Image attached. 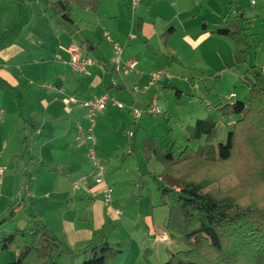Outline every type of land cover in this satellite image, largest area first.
Segmentation results:
<instances>
[{
	"label": "crops",
	"instance_id": "crops-1",
	"mask_svg": "<svg viewBox=\"0 0 264 264\" xmlns=\"http://www.w3.org/2000/svg\"><path fill=\"white\" fill-rule=\"evenodd\" d=\"M57 1L0 0V161L10 153L8 150L11 149L15 135L22 134V149L29 160L22 168L21 184L28 192V197L34 200L33 213L23 200L20 207L15 209V219L0 226V238L15 229H22L29 220L28 215L37 213L60 240L61 264H70L73 259L80 257L77 250H84L91 242L94 245L102 244L101 234L112 223L122 220L120 227L128 231H139L138 223L120 220L119 216L123 212L106 201L107 191L115 186L114 179H111L115 176L106 172V166L103 184L97 186L90 180L89 185L78 191L74 190L72 183L80 176L79 173L88 175L91 172L87 153L92 145L80 146L75 142L76 125L83 121L82 103L108 95L128 107L124 111L126 107L119 109L110 105L100 115L95 131V148L107 167L111 165V160L105 155L108 154L105 142L108 139L114 140L117 133L121 136L133 134V140L126 139V153L130 155H134L139 149L142 151V142L151 137L157 139L164 148L173 145L175 152L181 150L182 145L187 143L186 124L194 125L196 120L192 117L190 121L184 122V116L177 117V99L180 100L183 94L178 96L173 89L184 92V89L175 86L188 82L193 94L188 98L199 103V112L202 114L200 117H211L217 123L220 115L213 109L216 105L235 101L246 103L249 91L241 83L240 73L249 72L253 66L264 70V61L256 49L259 45L252 43L256 35L264 37V5L258 9L263 13L261 19L259 11L250 14L244 10L247 0H137L136 5L132 3L133 6L129 4L132 0H101L100 12L91 14H102L104 21L119 22L124 18L129 25L121 27L124 34L119 33V30H109V33L105 31L99 41L91 37L93 33H88L90 37L78 48L83 57L91 58L90 54L93 52L98 63L91 58L95 64L87 73L81 74L70 68L68 50L77 47L74 41L77 32H72V29H79L86 22L88 14L84 11L76 19L74 8L73 24H68L58 16L55 8ZM235 1H240L238 7L244 10L251 21L247 25V35L252 50L241 71L235 67L234 44L213 34L226 16L235 17L238 14ZM229 2L233 4L230 11L227 7ZM250 3L255 9L258 0L255 4L252 1ZM88 23L92 24V21ZM204 23L207 29L202 27ZM170 29L173 31L164 43L163 37ZM112 43H125L123 61L135 60L137 69L134 72L117 73L113 70ZM102 65L106 71L101 70ZM163 67L170 70V78L150 88L146 94H137V90L147 84L148 75ZM195 69L201 71L202 83L197 82L193 76H187V72ZM196 82L200 85L193 84ZM212 85L228 91L225 95L220 92H215L214 95ZM163 93L174 95L177 99L172 103L168 99L166 107H162L159 97ZM230 95L235 97L231 99ZM66 101L70 102V112L66 110ZM153 103L165 120V130L160 135L153 127L155 124L144 127L141 121L143 118L135 121L131 114L132 108L140 106L146 109ZM234 123L235 119L223 122L222 125L228 132ZM178 135L181 137L176 139ZM225 137L227 138V134ZM121 146L122 144L111 145L114 152L117 151L115 148ZM13 157L16 159L17 155H13L11 160ZM1 166L5 167L6 172V166L0 163ZM19 179L21 178L16 180ZM137 205L139 203L136 201L134 207ZM149 205L154 207L151 202ZM159 206L160 208H149L152 213L146 215V225L150 227L149 248L143 243L145 238L140 236L141 240L134 241L135 248L128 246L127 252L121 250L118 258L123 257L125 252L127 258L133 256L131 252H136V255L142 256L146 261L144 264H164L169 258V252L185 249L179 237H172L166 230V222L156 217L158 211L162 212L167 208L162 201ZM21 211H24L23 214ZM163 218L166 221L167 215ZM159 233L166 235L165 242H156L155 237ZM163 246L167 249L164 253ZM9 253V259L16 257L13 252ZM12 253L14 256L11 257ZM155 257L157 262H151ZM80 261L75 260V264Z\"/></svg>",
	"mask_w": 264,
	"mask_h": 264
},
{
	"label": "trees",
	"instance_id": "trees-1",
	"mask_svg": "<svg viewBox=\"0 0 264 264\" xmlns=\"http://www.w3.org/2000/svg\"><path fill=\"white\" fill-rule=\"evenodd\" d=\"M232 5L227 4L228 11ZM55 8L64 21L73 24L74 8L97 14L102 2L58 0ZM237 13L226 16L213 34L234 44L239 70L246 65L252 46L247 35L251 21L240 7ZM202 27L207 29L205 23ZM172 31L164 35V43ZM240 80L249 91L246 103H220L213 108L222 119L238 117L216 152L209 145L218 141L220 129L211 117L197 120L185 131L187 142L205 143L197 150L186 146L178 154L173 145L164 148L154 137L142 142L147 159H155L163 167L154 179L168 208L166 230L185 245L184 250L169 252L164 264H264V70L253 66L240 73ZM173 90L178 96L184 94ZM28 216L22 229L0 238V253L16 254L15 261L7 264H56L58 236L39 214ZM15 217V209L10 208V217L0 226ZM84 253L83 264H107L121 251L108 243L91 242Z\"/></svg>",
	"mask_w": 264,
	"mask_h": 264
},
{
	"label": "rangeland",
	"instance_id": "rangeland-1",
	"mask_svg": "<svg viewBox=\"0 0 264 264\" xmlns=\"http://www.w3.org/2000/svg\"><path fill=\"white\" fill-rule=\"evenodd\" d=\"M250 1L251 0L246 1V4L244 6V10H247V12H249L250 14H254L255 12L258 13V11H259V15L261 14V19H262L263 18L262 10H258V9L260 7H263L264 0H258L257 7L256 8L254 7L255 9H253ZM239 2L240 1H235L236 7L239 6ZM132 3L133 2H130L129 4L131 6H133ZM75 12H76V15H75L76 19H79L81 17L80 15L83 14L84 11L76 8ZM85 14H88L86 22H84L79 27V29L77 27L76 28L74 27L72 29V32L73 31L77 32V35L74 39L77 47H81V45H83V43L86 41V38L90 37V35L88 33H93V35L91 37L95 38L96 41H99L102 38V35L105 31H107L109 33V30H111L113 32H117V30H119V33L124 34L125 31L124 30L121 31V27H125V26L129 25L128 20L124 19V18L122 20H120L119 22L108 21V20L104 21L102 14H100L98 16H95V15L88 13V12H86ZM61 20H63V19H61ZM88 21H92V24H89ZM248 24H249V22H248ZM263 38L264 37H260L259 35H256L255 39H253V41H252V43H255V45H259V48H256V49H258L257 52L259 53V56H260L262 61H264V39ZM124 44H121V46L125 50ZM134 50L136 51V49H134ZM130 51L132 52V49H130ZM250 51L248 53H250ZM92 54H93V52H91L90 57L92 59L94 58L95 62L98 63L96 61V55L95 54L92 55ZM247 56H248V54H247ZM249 64H251V63H249ZM107 66H109V64H107ZM241 69H242V67L238 71H241ZM187 76H193L196 78L197 82L200 81V83H202V80H200V79L203 76H202L201 71L198 69L190 70L189 73L187 72ZM193 80H195V79H192V81ZM197 82L193 83V84H199ZM175 85H177V84H175ZM179 85H181V86H175V87L185 90L183 97L179 100L176 97H174V95L163 93L159 97L160 105L162 107H166L165 104L167 103L168 99L171 103L177 99V101H178V103H177V108H178L177 117L178 116H184L186 118L184 120V122L190 121L192 119V117H195L196 121L207 119L208 117H200L202 114L199 112V110H200L199 105H198L199 103L196 101H190L191 99H189L192 97L191 95H193L191 93L192 89L190 87V84L187 82V83H183V84H179ZM212 86L214 87V89L212 90L214 95H215V92H217V94L220 92L221 95H225L228 91L226 88H218L215 85H212ZM167 90L169 91V89H167ZM137 94H140V92H138ZM140 95H142V94H140ZM212 97H213V95H211V98ZM216 97H218V95ZM207 99L211 100L209 97ZM213 99H215V98H213ZM225 102H227V101H225ZM137 107H138V109H144L145 110V108H142L140 106H137ZM126 110H128V107H126L124 109V111H126ZM100 118H101L100 116L97 118L96 124H98V122L100 121L99 120ZM236 118H238V117H235L233 119H235V121H236L237 120ZM233 119H231V120H233ZM141 121L143 122L144 127H149L150 125L155 124V126H153V127L159 132L158 135H160V132L165 130L164 129L165 120L163 119V117H161L160 114L156 115V116L145 115ZM196 121H195L194 125L191 124L190 126H188L189 124H186L187 127L185 129L194 127L196 124ZM227 121H230V120L222 119L221 117L219 118L218 127L220 129V133L218 135V141L209 145V148L211 151L216 152L218 143L222 142L223 140H226L225 135L227 134V136H228L230 130L227 132L226 128L222 124H223V122H227ZM173 125H175V123ZM117 134L118 135H116L117 136L116 138H120L121 140L116 141L115 140L116 138H115L114 140L108 139L105 142V145H107L106 148L108 149V154H105V155L108 158H110L111 165L107 167V165L105 163L103 164V162L100 158L101 157L100 155H98V158H99L100 162L102 163V165L104 166V168L106 166V172L109 173L110 175L114 174V176H115V177L111 178L112 180L114 179L113 183H115V186L110 187L112 201L109 204H113V208L120 209L123 212V214L121 216H119L120 220L125 219L126 221H129V222L133 221V222L138 223L137 227H138L139 231L138 232L128 231V230L124 229L123 227H120L121 221H122L121 220V221H118L116 223H112L111 227L109 229L107 228L106 230H104L102 232L103 235L101 234V238L103 240H101L100 243H102V242L108 243L112 248H114L116 250H119V251L122 250V251L127 252L126 249L128 246H132L133 249L135 248L134 241L138 242L139 240H141L140 236L142 238H145V241H143L144 245L147 248H149V246H150V236H149L150 227L149 226L147 227V225H146V220H147L146 215H151V213H152L151 210H149V208H152V209H154L155 207L160 208L159 205L162 201V198H161V194H160V191L158 188V184L156 183L154 176L157 175L155 173L162 172L163 167L157 161H155V159L149 161L143 152V148H142V151H141V149H139L137 152H134V155H130V154L126 153L127 148H128V146L126 144V139L130 138L133 140L134 137H133V135L132 136H130V135L129 136H124V135L121 136L120 133H117ZM21 135L22 134H16L15 135L11 149L8 150L11 153V155H10V153L7 154L0 161L1 165L6 166V168H7L5 175H4V178H3V184L0 188V193H1V195H0V223L3 222V220L8 219L10 217V208H14V209L19 208L21 203L23 202V200L26 201L28 209H31L32 213L34 212L33 205H32V203H34V200L32 198L28 197V192L25 190V188H22V184H21L23 181L22 168H23L25 162H28V160H29L27 155H25L26 153L24 152V149H22V145H21L22 136ZM161 137H163V135ZM179 137H181V135H178L176 139H179ZM119 143L122 144L121 148H115V149H117V151L114 152V149H112L111 145L119 146L120 145ZM187 145H190L191 148L197 150L200 146H205V143L203 141L202 142L192 141L190 143L187 142L186 144L182 145L181 149H184ZM167 148H169V146ZM179 152H180V150H176V153L179 154ZM3 153H5V152H3ZM12 154L17 155V158L15 159L13 157L14 159L11 160V157L13 156ZM87 162L89 164V165L88 164L87 165H88V167H90V170H91L90 174L83 175V173L82 174L79 173L80 176H78V177L80 178L82 176H90V180L96 185V183L94 181L95 174H94L93 165H91L88 157H87ZM20 173H21V175H20ZM18 177L21 178V179H19V181L16 180ZM78 177L75 179H78ZM112 184H109V185L112 186ZM72 185L74 187V182L72 183ZM97 186H100V185H97ZM74 190L78 191L76 189H74ZM106 196H107V194H106ZM54 198H55V200H57L56 197H54ZM117 199H118V201H117ZM136 201H137V203H139V205L134 207V203ZM150 202L153 204L154 207H151V205H149ZM147 206H150V207L147 208ZM163 210L164 211H162V212L158 211L156 213V215H157L156 217H159L160 220L163 219V221L167 223L168 208L163 209ZM21 212L23 214L24 211H21ZM165 215H167L166 221L163 218ZM6 228H8V227H6ZM10 231H12V230H10ZM0 232H1V230H0ZM132 234L134 235L135 238L131 237ZM159 234H161V233H159ZM165 248L166 247H164V246L162 247L163 253L166 252V250H167V249L165 250ZM126 252H125L124 256L121 258H118L120 256V255H118L115 259H113V258L109 259L107 264H144L146 262L142 258V256H140L138 254L136 255V252L135 253L131 252V254H133V256H129V258H127ZM2 254H5V255H2ZM10 254L11 253H9V252L8 253H0V264H7V263L14 262L16 257H12V256H14V254L12 253V255H11L12 258L9 259ZM77 254L80 257L73 259L72 263H70V264H75V260L79 259V261H80L81 257H84L79 263V264H83L84 260L87 259V256H86V253H84V250H82V251L77 250ZM59 255H60V250L58 249L55 253L56 263L60 262ZM85 256H86V258H85ZM156 258L157 257L152 258L151 262H153V261L157 262ZM61 263H63V262H60L59 264H61Z\"/></svg>",
	"mask_w": 264,
	"mask_h": 264
},
{
	"label": "built area",
	"instance_id": "built-area-1",
	"mask_svg": "<svg viewBox=\"0 0 264 264\" xmlns=\"http://www.w3.org/2000/svg\"><path fill=\"white\" fill-rule=\"evenodd\" d=\"M134 5L137 4V0H132ZM252 4H255L256 0H251ZM106 38L112 42L110 37L106 35ZM113 47V57L111 59V65L115 72L121 73L122 71H130L134 72L137 69V62L135 60H128L126 62L123 61V54H124V48L119 43H112ZM70 54V60H69V66L70 68L77 73L85 74L88 72V69L95 64L94 60L91 58L83 57L80 54V50L78 47H71L68 50ZM102 71H106V68L104 65L101 67ZM170 78V71L168 67L159 68L153 72H151L148 75V82L146 85H144L142 88H139L137 91L140 92V94H146L147 91L152 88L158 86L160 82H162L164 79ZM47 87L51 88V85H48ZM235 95H230L229 98H234ZM66 110L68 112L71 111L69 105L70 102L66 101ZM112 105L114 107H117L119 109H124L126 106L114 98H111L108 95H104L98 98H93L87 102L82 103L81 107L84 109V115H83V121H80L77 123L75 128V142L76 144L82 146L86 144H91L92 147L88 150L87 157L93 165L94 169V181L96 185H101L104 182V175H105V168L100 162L98 158V151L95 148L96 145V137H95V131H96V121L97 118L104 114L109 106ZM131 114L135 121L140 120L143 118L146 114L149 115H159L160 110L157 107L156 104H150L146 107V109H138V108H132ZM130 135H133L130 133ZM5 173V167H0V188L3 184V178ZM90 176H82L74 181V189L80 190L82 186L89 185L90 183ZM1 195V193H0ZM106 201L110 203L112 201L111 196V189L107 191ZM118 215H121L120 212H117ZM155 240L157 243H163L166 241V235L165 234H157L155 237Z\"/></svg>",
	"mask_w": 264,
	"mask_h": 264
},
{
	"label": "water",
	"instance_id": "water-1",
	"mask_svg": "<svg viewBox=\"0 0 264 264\" xmlns=\"http://www.w3.org/2000/svg\"><path fill=\"white\" fill-rule=\"evenodd\" d=\"M166 192V189L163 191V193H165Z\"/></svg>",
	"mask_w": 264,
	"mask_h": 264
}]
</instances>
